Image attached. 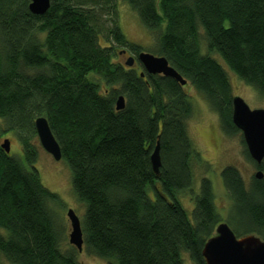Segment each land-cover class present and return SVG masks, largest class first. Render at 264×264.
Masks as SVG:
<instances>
[{
	"label": "trees",
	"instance_id": "1",
	"mask_svg": "<svg viewBox=\"0 0 264 264\" xmlns=\"http://www.w3.org/2000/svg\"><path fill=\"white\" fill-rule=\"evenodd\" d=\"M111 1L49 0L36 15L29 0H0V133L15 132L31 167L0 147V255L9 264H81L73 245L61 248L64 229L50 207L58 195L31 166L37 116L47 119L73 194L84 204L79 221L87 254L107 264H185L187 253L205 264L202 249L219 222L237 237L264 240V177L246 185L234 167L222 169L231 199L226 221L206 178L191 218L178 200L192 188L193 163L204 165L187 132L193 105L185 85L205 98L226 134L239 132L226 72L209 52L264 98V0H123L152 33L153 55L165 57L185 85L146 73L136 60L130 67L114 60L116 46L135 58L148 51L128 41L117 23L102 31L107 44L100 43L91 8ZM119 95L125 105L116 110ZM156 144L158 174L150 163ZM242 144L263 171L264 159L257 165Z\"/></svg>",
	"mask_w": 264,
	"mask_h": 264
},
{
	"label": "rangeland",
	"instance_id": "2",
	"mask_svg": "<svg viewBox=\"0 0 264 264\" xmlns=\"http://www.w3.org/2000/svg\"><path fill=\"white\" fill-rule=\"evenodd\" d=\"M91 9H93L94 14L92 21H94V25L98 27V30L101 31L99 35L101 44H107L104 41L102 31L117 23L128 41L140 45L151 54L154 53L155 39L152 33L141 25L136 14L123 0H112L111 5L107 8L96 7ZM200 37H203L202 33ZM114 45L116 46L115 43ZM122 48L116 46V57L114 60L124 65L126 57L133 54L129 51L122 55L118 54V50ZM201 50L206 53L203 43L201 44ZM213 53L209 52V55L213 56L212 58L224 68L231 88V94L233 96H240L251 109L264 108V98L253 87L247 85L234 73L230 72L220 56L217 53L213 55ZM136 67L140 68L139 65ZM91 75L93 73H90L88 78ZM101 82L100 80L99 83ZM184 89L193 105V113L186 123L188 136L198 151L204 165L193 163L194 180L192 188L191 190H185L179 193L178 200L187 212L189 218H191L194 206L193 196L199 192L201 180L208 176L206 166L208 167L209 165V180L214 194L215 208L220 214L221 220L226 221L229 215V208L231 207V199L221 179L222 169L227 166L234 167L240 173L246 185L250 183L257 169L244 153L241 131L238 129V133L226 134L221 128L218 114L209 106L205 98L188 84L185 85ZM0 131H3L1 121ZM3 139L9 140V154L17 157L24 168L30 169L31 167L23 157L21 146L15 132H1L0 143L3 142ZM34 140L38 146L37 158L31 166L37 170L43 186L59 197L60 202L57 205L50 204V207L57 217V222H60L64 229V239L61 242V248L68 249L71 246L68 242L70 224L66 217V211L68 208H71L80 219L84 213V204L77 201L73 194L71 172L66 161L64 159L54 160L39 145L37 136ZM0 233L5 234V231L0 229ZM183 258L185 264H194L189 260L187 253L183 254ZM76 259L81 264H107L104 259L87 254L84 250L81 252L76 251ZM0 264L9 263L0 255Z\"/></svg>",
	"mask_w": 264,
	"mask_h": 264
},
{
	"label": "water",
	"instance_id": "3",
	"mask_svg": "<svg viewBox=\"0 0 264 264\" xmlns=\"http://www.w3.org/2000/svg\"><path fill=\"white\" fill-rule=\"evenodd\" d=\"M48 7L49 0H29L28 9L33 14L41 15L47 11ZM122 52L125 53V51ZM135 60L148 74H161L173 78L180 85L186 84L183 77L169 65L163 56H155L142 51L136 58L128 56L125 65L130 67ZM140 76H143V72ZM124 105V97L119 95L115 100V109L120 110ZM231 109L232 123L241 131L250 158L260 165L264 159V108L251 109L240 96H233ZM33 124L39 145L54 160H60V147L51 132L47 119L37 116ZM0 147L5 153H9V140L3 139ZM150 163L154 173L158 174L160 167L158 144L150 154ZM254 177L263 178V171L258 169ZM66 217L70 224L68 242L78 252H81L83 240L79 218L71 208L67 209ZM202 256L205 264H264V240L255 235L237 237L226 222H219L214 228V234L205 242Z\"/></svg>",
	"mask_w": 264,
	"mask_h": 264
},
{
	"label": "flooded vegetation",
	"instance_id": "4",
	"mask_svg": "<svg viewBox=\"0 0 264 264\" xmlns=\"http://www.w3.org/2000/svg\"><path fill=\"white\" fill-rule=\"evenodd\" d=\"M126 53V52H125ZM137 62L135 61L134 62V65L136 64ZM207 172H208V176L206 177V179L208 180V182H209V165H208V167H207V170H206ZM195 196H193V198H194ZM193 201H194V199H193ZM192 201V202H193Z\"/></svg>",
	"mask_w": 264,
	"mask_h": 264
}]
</instances>
